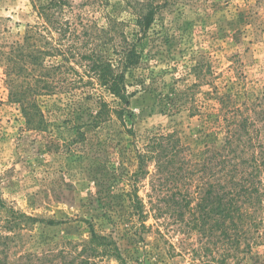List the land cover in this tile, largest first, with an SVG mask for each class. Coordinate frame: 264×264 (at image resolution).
<instances>
[{
  "label": "rangeland",
  "instance_id": "rangeland-1",
  "mask_svg": "<svg viewBox=\"0 0 264 264\" xmlns=\"http://www.w3.org/2000/svg\"><path fill=\"white\" fill-rule=\"evenodd\" d=\"M46 1L0 0V56L22 42L37 23L35 8ZM71 1L99 27L103 13L124 20L125 34L135 38L124 3ZM141 44L143 60L126 74L134 96L124 126L112 117L92 129L85 125L90 116H75L71 96L56 94L42 98V131L30 130L9 102L0 61V200L35 219L5 232L9 264H27L19 259L24 254L39 257L35 264L77 263L89 255L77 254L91 231L110 237L117 251L99 247L89 264H264V228L252 233L249 250L226 235L217 240L211 228L194 227L191 216L172 207L176 189H152L150 175L138 183L143 221L123 207L135 152L147 138L175 130L194 154L222 143L214 111L221 94L231 96L264 141V0H173ZM83 103L88 114L96 110L94 99Z\"/></svg>",
  "mask_w": 264,
  "mask_h": 264
},
{
  "label": "trees",
  "instance_id": "trees-1",
  "mask_svg": "<svg viewBox=\"0 0 264 264\" xmlns=\"http://www.w3.org/2000/svg\"><path fill=\"white\" fill-rule=\"evenodd\" d=\"M118 1L130 13L135 26L133 39L123 30L124 20L103 13L105 24L99 27L71 0H47L35 8L37 23L22 42H15L1 53L9 102L18 106L30 130L42 131V98L56 94L71 96L75 116H90L84 124L92 129L112 117L124 126L130 118L128 106L134 92L127 90L126 74L141 64V39L173 0ZM73 92L81 94L78 100ZM230 98L229 94H221L214 109L224 132L218 147L206 145L194 154L172 130L147 138L143 150H136V168L123 201L132 218L141 222L145 218L137 190L141 179L150 175L152 189H176L179 201L172 207L181 216H191L194 227L211 228L217 240L226 235L232 245L239 246L243 241L250 249L255 239L252 233L264 228V141L254 136L253 122L239 107L231 106ZM92 99L96 110L88 114L83 101ZM0 221V264H9L11 238L5 232L25 229L35 219L7 208L0 200ZM99 247L105 254L117 251L110 237L91 231L86 247L77 254L89 255L70 264H89ZM19 259L27 264L40 260L31 254Z\"/></svg>",
  "mask_w": 264,
  "mask_h": 264
}]
</instances>
